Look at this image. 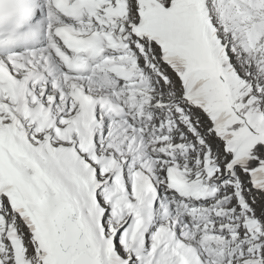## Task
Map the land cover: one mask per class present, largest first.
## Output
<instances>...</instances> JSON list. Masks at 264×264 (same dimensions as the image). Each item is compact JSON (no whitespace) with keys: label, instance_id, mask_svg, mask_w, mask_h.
<instances>
[{"label":"snow or ice","instance_id":"6c2138e0","mask_svg":"<svg viewBox=\"0 0 264 264\" xmlns=\"http://www.w3.org/2000/svg\"><path fill=\"white\" fill-rule=\"evenodd\" d=\"M0 264H264V0H0Z\"/></svg>","mask_w":264,"mask_h":264}]
</instances>
